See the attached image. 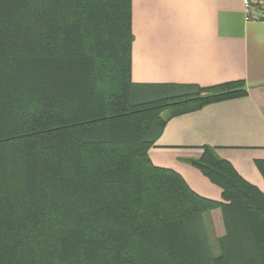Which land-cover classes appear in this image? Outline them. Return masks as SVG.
Wrapping results in <instances>:
<instances>
[{"label": "trees", "instance_id": "16d2710c", "mask_svg": "<svg viewBox=\"0 0 264 264\" xmlns=\"http://www.w3.org/2000/svg\"><path fill=\"white\" fill-rule=\"evenodd\" d=\"M131 41L130 0H0V264H264V191L209 146L188 162L221 200L147 154L161 113L243 81L136 85Z\"/></svg>", "mask_w": 264, "mask_h": 264}, {"label": "crops", "instance_id": "0c3cea01", "mask_svg": "<svg viewBox=\"0 0 264 264\" xmlns=\"http://www.w3.org/2000/svg\"><path fill=\"white\" fill-rule=\"evenodd\" d=\"M130 4L134 84L208 87L241 80L246 89L238 97L161 114L163 127L147 151L151 162L178 172L199 195L221 200V188L188 162L209 146L264 191V21L247 20L242 0Z\"/></svg>", "mask_w": 264, "mask_h": 264}, {"label": "rangeland", "instance_id": "374dc122", "mask_svg": "<svg viewBox=\"0 0 264 264\" xmlns=\"http://www.w3.org/2000/svg\"><path fill=\"white\" fill-rule=\"evenodd\" d=\"M164 113H166V112H163L161 114L165 115ZM202 216H203V220H204V223L206 225V228L208 230L210 243L213 246V252H214V254H217L218 253V247H217V243H216V237L220 236L224 233L220 213H217L215 210H212L210 212H205Z\"/></svg>", "mask_w": 264, "mask_h": 264}, {"label": "built area", "instance_id": "2783aa9c", "mask_svg": "<svg viewBox=\"0 0 264 264\" xmlns=\"http://www.w3.org/2000/svg\"><path fill=\"white\" fill-rule=\"evenodd\" d=\"M245 18L252 21H264V0H242Z\"/></svg>", "mask_w": 264, "mask_h": 264}]
</instances>
